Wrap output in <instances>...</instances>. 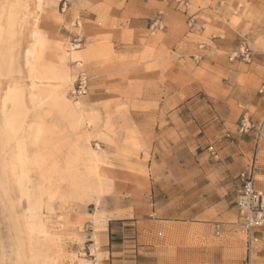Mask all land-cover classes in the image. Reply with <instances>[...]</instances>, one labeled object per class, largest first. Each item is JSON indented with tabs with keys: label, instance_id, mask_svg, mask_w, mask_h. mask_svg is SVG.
I'll return each mask as SVG.
<instances>
[{
	"label": "rangeland",
	"instance_id": "374dc122",
	"mask_svg": "<svg viewBox=\"0 0 264 264\" xmlns=\"http://www.w3.org/2000/svg\"><path fill=\"white\" fill-rule=\"evenodd\" d=\"M159 1L0 0V100L8 87L19 89L14 106L3 109L0 101V264L107 261V250L92 244L107 219L124 215L139 222L127 226L137 240L130 252L136 264H236L244 257L229 186L221 193L225 220L192 229L179 218L160 236L156 229L142 232L149 225L146 212L154 211L150 204L184 218L204 186L195 158L203 150L197 142L203 132L193 135V123L183 116L176 123L164 121L162 137H155L160 123L149 113L155 107L140 102L149 92L140 89L144 81L137 73L110 76L108 69L110 26L119 30L145 7L163 11L166 3ZM257 2L264 6V0ZM231 3L233 25L259 15L253 0ZM59 15L66 17L64 23L57 22ZM32 31L41 47L28 67L24 50ZM77 51L80 58H74ZM52 72L68 76L72 88L83 75L86 94L68 93V104L31 100L30 73L39 77L36 89L42 92L43 78ZM78 99L83 100L79 109ZM171 124L179 137L171 136ZM215 223L221 224L219 235ZM26 224L33 234L26 233ZM39 225L46 236L37 233ZM252 264H264V242Z\"/></svg>",
	"mask_w": 264,
	"mask_h": 264
},
{
	"label": "crops",
	"instance_id": "0c3cea01",
	"mask_svg": "<svg viewBox=\"0 0 264 264\" xmlns=\"http://www.w3.org/2000/svg\"><path fill=\"white\" fill-rule=\"evenodd\" d=\"M231 1L189 0L185 8L165 4L161 11L165 27L154 32L149 30V24L160 12L156 7L142 8L140 17L129 19L119 30L113 31L110 26V76L137 73L144 81L140 89L149 92L140 102L155 107L153 112L149 111L153 120L160 123L155 137H162L164 121L176 123L183 116L193 123V135L203 132L197 140L203 150L195 156L204 185L198 204L189 208L184 218L159 211L157 202L150 204L154 211L146 212L144 221L149 225L142 229L144 234H152L156 229L160 236L168 223H176L179 218L191 224L192 229H205L213 219L225 220L228 214L222 210L221 193H226L229 186L234 196L235 178L250 161L254 149L252 134L238 135L236 127L243 114L252 120L264 118V6L253 0L259 15L253 21L242 17L239 24L233 25L232 13L228 11ZM190 14L197 18L196 29L191 31L186 25ZM56 20L64 23L66 17L59 15ZM200 26L202 30L198 29ZM243 38L249 40L254 62H229L227 53ZM77 56L74 58L82 56L81 51H77ZM182 110L184 115L179 114ZM167 129L171 136L179 137L177 125L171 124ZM213 139L217 160L204 150ZM258 149L257 176H264V130ZM256 184L264 188V181L257 179ZM130 218L111 217L97 232V242L92 245L107 250V261L99 264H136L130 252L137 240L132 239L133 231L127 226L139 222H131Z\"/></svg>",
	"mask_w": 264,
	"mask_h": 264
},
{
	"label": "built area",
	"instance_id": "2783aa9c",
	"mask_svg": "<svg viewBox=\"0 0 264 264\" xmlns=\"http://www.w3.org/2000/svg\"><path fill=\"white\" fill-rule=\"evenodd\" d=\"M162 2L173 3L175 8L187 6L189 0H161ZM197 18L194 14L187 16L186 25L188 29L195 30ZM164 24L162 13L158 12L149 24V30L154 32L162 30ZM198 29L202 30L203 26ZM254 51L249 45L247 39L243 38L239 44L227 53L229 62L241 61L247 64L254 62ZM87 80L82 75L79 77L72 95H84L87 92ZM261 92V90L259 91ZM264 130V118L252 120L247 114H243L236 127V133L243 135L252 134L254 149L252 150L249 163L237 174L234 187L233 205L237 216L234 222L238 232L243 236L245 243V255L236 264H252V255L258 250L261 243L264 242V188L257 186V169L259 165V144ZM229 137V135L225 136ZM208 154L218 159V152L215 144H209L206 147ZM216 235L221 233V224H214Z\"/></svg>",
	"mask_w": 264,
	"mask_h": 264
},
{
	"label": "bare ground",
	"instance_id": "6f19581e",
	"mask_svg": "<svg viewBox=\"0 0 264 264\" xmlns=\"http://www.w3.org/2000/svg\"><path fill=\"white\" fill-rule=\"evenodd\" d=\"M39 1V0H38ZM39 37V36H38ZM31 38H32V42L28 45V47L24 50V56H25V63L27 64H30V59L32 57H35L37 56L36 53H37V49H39L40 47L39 46V42H38V38H37V32L36 31H32L31 33ZM64 51V50H63ZM66 51V50H65ZM39 54V53H38ZM35 55V56H34ZM63 60H64V56L62 57ZM62 60V59H60ZM33 61V60H32ZM34 64V63H32ZM30 67V66H28ZM33 67V66H32ZM30 71V70H28ZM32 71V69H31ZM34 71V70H33ZM39 71V70H37ZM35 72V71H34ZM33 73V72H32ZM53 73V72H52ZM46 74V73H45ZM29 75V74H28ZM50 75V74H49ZM44 76H42L43 78ZM30 84H31V93L29 96V98L33 101H36V102H39V101H43L44 99H48V100H53L52 102L56 101H61L62 102H65L66 104L69 103V97H68V93H72L73 91V88H72V84H71V80L68 76H65V75H62L61 72H55L53 73L50 77H44L43 79H45L46 82L42 83V84H45V86L43 87V91L41 92H38L37 89H36V85L37 84H40V79L37 75H34L30 73ZM44 81V80H43ZM41 84V85H42ZM39 86V85H38ZM42 87V86H41ZM18 90L19 89H16L15 86H12V87H8L6 92H4V95L2 96L1 98V106L2 108L4 109V107L6 106V104H10V105H15L17 103V100H18ZM20 101V100H19ZM47 101V100H46ZM45 102V101H44ZM47 102H50V101H47ZM40 103V102H39ZM44 104V103H43ZM83 105V100L81 99H78L77 100V106H78V109L79 107H82ZM72 106V105H71ZM73 107V106H72ZM74 109V108H73ZM75 110V109H74ZM82 112V111H81ZM78 113V112H77ZM80 113V112H79ZM77 122L79 123L78 121V118L79 116H77ZM80 121L82 122H85L86 121V118L83 116V113L81 114L80 116ZM89 150V149H88ZM91 150V149H90ZM89 153V152H88ZM5 167V166H4ZM11 167V166H10ZM5 169V168H4ZM13 170V169H12ZM32 210V209H31ZM30 211V210H29ZM26 212V211H25ZM24 212V213H25ZM28 213H26L27 215ZM25 215V216H26ZM27 217V216H26ZM34 224V222L32 223ZM27 226V231L26 233H31L32 231V228L29 227V224H26ZM37 233L41 236H46V230L44 229V226H41L39 225L37 227ZM35 231V230H34ZM33 234V233H31ZM36 234V233H35ZM27 235H30V234H27ZM38 237V236H37ZM26 238V237H25Z\"/></svg>",
	"mask_w": 264,
	"mask_h": 264
}]
</instances>
